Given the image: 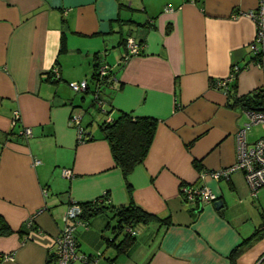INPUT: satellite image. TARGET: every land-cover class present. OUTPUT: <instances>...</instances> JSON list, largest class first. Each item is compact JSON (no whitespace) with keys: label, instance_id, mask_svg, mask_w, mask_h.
Here are the masks:
<instances>
[{"label":"crops","instance_id":"obj_1","mask_svg":"<svg viewBox=\"0 0 264 264\" xmlns=\"http://www.w3.org/2000/svg\"><path fill=\"white\" fill-rule=\"evenodd\" d=\"M260 4L264 0H0V214L14 230L0 236V255L14 256L0 264H46L72 201L108 192L112 205L129 203L100 128L121 110L158 118L149 152L129 180L133 200L172 223L139 225L132 248L117 254L112 247L106 264L114 258L121 264H230L232 249L263 223L264 189L252 195L240 170L216 179L201 169L237 162L236 135L249 121L248 110L229 107L217 83L238 65L229 81L238 96L262 88L264 71L251 50L257 23L247 14ZM129 38L143 41V51L126 58ZM258 46L264 51V39ZM96 52L113 80L101 89L106 111L92 99L89 109L100 115L85 120V96L79 103L59 84L86 80L93 87ZM55 69L60 76L53 82ZM15 111L21 125L10 135ZM72 114L81 116L92 139L79 140ZM26 127L29 136L22 133ZM263 136L259 123L247 140L251 145ZM184 184L208 187L224 206L186 202ZM112 219L108 212L77 228L80 253L100 252V231L111 229ZM107 223L112 227L105 229ZM20 228L28 233L21 236ZM237 264H264V237Z\"/></svg>","mask_w":264,"mask_h":264},{"label":"trees","instance_id":"obj_2","mask_svg":"<svg viewBox=\"0 0 264 264\" xmlns=\"http://www.w3.org/2000/svg\"><path fill=\"white\" fill-rule=\"evenodd\" d=\"M137 42V41H136ZM141 46L139 54L143 51V41L137 42ZM264 51H261L260 54H255L254 60H258L260 55ZM129 54V50L127 55ZM101 56L99 52H96L92 60L93 72L91 78L93 80V87L88 83V87L83 92H92L93 93V103L97 106V99L100 98L103 102L101 95V89L105 84L111 85L113 80L112 70L109 66L102 63ZM121 64H124L123 62ZM102 67H105V73L101 72ZM241 69V68H240ZM238 73V72H237ZM236 73V75H237ZM53 78V79H52ZM49 79H52L53 82L56 80L55 73L49 75ZM88 82V81H87ZM229 86L227 82L226 92L228 95L227 105L231 108H242L246 110H264V89L258 88L249 94L242 96L237 95V85L236 83ZM97 94L98 97H95ZM105 103V102H104ZM112 109V108H110ZM109 109V111H110ZM98 110L101 111V108L98 107ZM20 117L15 120L14 127L9 132L10 135L16 133L15 129L17 126H20ZM158 125V118L154 116H136L133 113L126 111H118L117 115L112 118L111 121H104L100 123V128L103 134V137L109 142L111 152L116 162V165L122 170L123 176L126 180L127 187L130 193V201L127 204L114 206L111 202L108 201V192L102 197L96 198L92 201L79 202L82 206L81 217L87 220L88 222L97 216L107 214L108 212L113 213V217L117 219V223L112 227L110 223L105 225V229L111 228L113 237L105 236V240L108 246L114 247L117 254L128 252L136 242V234H131L130 232L125 231L126 227H131L136 229L141 224H149L151 222H158L161 225H170L172 223L171 217H160L152 212L141 207L136 203L131 195L132 185L129 180V175L133 172L135 167L143 163L146 155L149 152L151 144L154 139ZM23 133V130H22ZM92 135L86 133L83 138V141L92 139ZM195 165L200 168V164L197 159L194 161ZM201 169V168H200ZM201 171H205L201 169ZM263 223L257 226L253 233L241 243L236 245L229 254L230 264H237L238 257L253 245L256 241L264 237V213ZM31 221L28 227L32 225ZM27 227V226H26ZM14 230L12 229L10 223L7 221L3 214H0V236H8L12 234ZM21 236L28 233L27 228H20L17 231ZM123 234V237L118 240V237ZM79 243V242H78ZM48 256L51 257L52 253H49ZM114 258L113 260H115ZM112 261V260H111Z\"/></svg>","mask_w":264,"mask_h":264},{"label":"built area","instance_id":"obj_3","mask_svg":"<svg viewBox=\"0 0 264 264\" xmlns=\"http://www.w3.org/2000/svg\"><path fill=\"white\" fill-rule=\"evenodd\" d=\"M252 17L258 28V35L256 40L251 44V50L255 54H260L261 49L258 43L264 39V5L260 6L256 10H251L247 13ZM129 57L132 54H139L141 46L133 39H128ZM143 48V47H142ZM255 61V60H254ZM255 63L260 66L264 71V53L260 55L259 59ZM106 68L102 67L101 72L104 74ZM240 70V66L235 65L228 78L219 80L217 85L226 88L227 82L236 77V73ZM55 76H60L57 69L54 70ZM69 86L76 92L85 91L88 87L86 80L71 81ZM262 89H264V80ZM95 97H98L97 94ZM98 106L103 110L104 102L98 98ZM249 121L241 127L236 135L237 138V162L227 168L218 170L202 171V175L209 174L216 179L229 178L234 171H242L245 175L246 181L250 187L252 195L256 196L261 188H264V136L258 139L255 143L249 144L247 140V133L253 125L262 123L264 125V110H249ZM20 117L19 112H14L13 126L15 120ZM71 121L78 126L79 140L83 141L85 136V129L80 125L81 116L78 114H72ZM31 128H24L23 133L27 136L31 135ZM65 175H70L69 169L64 170ZM182 194L185 196L186 202L194 203L196 201H215L218 196L208 187H194L191 184H184L182 187ZM83 210L78 201H72L63 214V227L55 237L54 248L51 251L52 255L48 258L46 264H96L99 258L102 256L101 252L94 255H88L86 253L79 252V243L76 236V230L78 227L89 228V222L81 217ZM31 220L29 221V223ZM125 231L131 234H136V230L131 227H126ZM13 254L0 255V261L12 259ZM109 264H121L117 259L112 260Z\"/></svg>","mask_w":264,"mask_h":264},{"label":"rangeland","instance_id":"obj_4","mask_svg":"<svg viewBox=\"0 0 264 264\" xmlns=\"http://www.w3.org/2000/svg\"><path fill=\"white\" fill-rule=\"evenodd\" d=\"M74 58V57H73ZM86 62H88V59H86ZM91 63H92V60H91ZM92 65V64H91ZM89 66V65H88ZM90 75V76H89ZM89 77H91V73H89ZM60 85V87H59V90H60V92L61 91H63V93L65 94V95H67L68 97H70V98H77V99H79L80 100V102L79 103H81L82 102V96H85V101L84 102H82V104H84L86 107H85V109H92V106H90V104H91V101H92V99H93V93L92 92H88V93H85V92H83V91H81V92H75L70 86H69V82L68 83H60L59 84ZM89 109V110H90ZM95 110H90V112L86 115V118H85V120H87L90 116H96L97 114L98 115H100V113H99V111L96 109V108H94ZM261 189H264V188H261ZM255 199V201H256V198H254ZM251 211H252V214L253 215H257L258 213H259V210L257 209V207L256 206H254L252 209H251ZM109 216L111 217V215L109 214ZM258 217H259V215H258ZM117 223V219H112V222H111V224H112V226H114L115 224ZM90 227H93L92 225L90 226ZM102 236H108V237H112L113 236V233H112V231H111V229H108V230H103V227H102V229H101V231H100V239L103 241V246L101 247V250H99L100 252H102V253H104L99 259H100V261L98 262V264H106V262H107V258H108V256H110V254H111V252L113 253L114 252V249L112 248V247H110V248H106V243H105V241H104V239L102 238ZM122 236H123V234H121L119 237H118V239H121L122 238ZM97 252H95V254H96ZM77 264H81V263H77Z\"/></svg>","mask_w":264,"mask_h":264},{"label":"water","instance_id":"obj_5","mask_svg":"<svg viewBox=\"0 0 264 264\" xmlns=\"http://www.w3.org/2000/svg\"><path fill=\"white\" fill-rule=\"evenodd\" d=\"M214 206L217 210L221 209L224 206V201L220 198L214 201Z\"/></svg>","mask_w":264,"mask_h":264}]
</instances>
